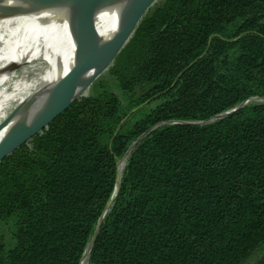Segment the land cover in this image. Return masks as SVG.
Listing matches in <instances>:
<instances>
[{
  "label": "trees",
  "instance_id": "16d2710c",
  "mask_svg": "<svg viewBox=\"0 0 264 264\" xmlns=\"http://www.w3.org/2000/svg\"><path fill=\"white\" fill-rule=\"evenodd\" d=\"M152 7L0 164V264H264V0Z\"/></svg>",
  "mask_w": 264,
  "mask_h": 264
},
{
  "label": "water",
  "instance_id": "95a60500",
  "mask_svg": "<svg viewBox=\"0 0 264 264\" xmlns=\"http://www.w3.org/2000/svg\"><path fill=\"white\" fill-rule=\"evenodd\" d=\"M5 1L8 0H0V14H11L18 9L17 6L29 4L37 6L41 11H39L34 22L40 21L45 15L47 16L48 12L55 9L56 5L66 4V8L71 11L72 15L71 28L75 48L73 66L70 71L53 86L36 94L30 101L15 110L0 126L1 132L11 123H14L7 136L0 143V164L15 150L47 128L80 97L85 96L92 85L113 65L156 0H19L16 7L3 6ZM107 7L116 9L121 15L119 30L110 39L100 36L97 25L99 11ZM37 26V23L33 24L35 32ZM34 38L31 45L28 43L30 38H27L23 45L6 53L4 60L10 61L14 66H21L25 62H31L38 58L43 52V46L37 35ZM54 55L51 58L54 68L52 77L58 76L69 62L66 49H58ZM57 55H59L58 58ZM15 71L14 68L7 71L2 69L0 80L6 79ZM42 96H46V99L44 104L40 105ZM254 100L256 98L250 99L237 109L217 116L211 121L225 118ZM32 112H34L33 116ZM142 139L143 137L134 144L129 154ZM118 185H120L119 175ZM112 203L113 200L109 202L107 209L111 207ZM99 232L100 226H98L88 247L89 252Z\"/></svg>",
  "mask_w": 264,
  "mask_h": 264
},
{
  "label": "bare ground",
  "instance_id": "6f19581e",
  "mask_svg": "<svg viewBox=\"0 0 264 264\" xmlns=\"http://www.w3.org/2000/svg\"><path fill=\"white\" fill-rule=\"evenodd\" d=\"M3 6L16 7L19 4V0H8L3 3ZM66 4L56 5L53 11L48 12V15L41 18L40 21H35L40 9L35 5H22L11 14H0V71L15 69L16 71L6 79L0 80V110L3 103V98L10 88L11 84L15 80L16 74L21 66H14L10 61L4 60V55L13 49H17L27 38L29 45L32 44V39L37 35L39 42L43 46V52L59 47L67 46L69 48V62L67 67L60 73L59 77L54 79L48 86L37 92H44L63 76H65L73 66V54H74V42L72 38V15L71 11L66 8ZM121 15L114 8H104L99 11L97 17L98 32L102 38L110 39L119 30ZM37 23V30H33V24ZM42 52V53H43ZM41 53V54H42ZM36 94L33 96L35 97ZM31 97L28 101H30ZM46 96L40 98V105L44 104ZM27 101V102H28ZM25 102L24 104H26ZM23 104V105H24ZM22 105V106H23ZM20 106V107H22ZM19 107V108H20ZM34 112H32L33 116ZM14 123H11L8 127L0 132V143L7 136ZM128 156L123 159L120 164V172L122 170L124 162ZM120 177V174H119ZM89 251L86 253L85 257Z\"/></svg>",
  "mask_w": 264,
  "mask_h": 264
},
{
  "label": "rangeland",
  "instance_id": "374dc122",
  "mask_svg": "<svg viewBox=\"0 0 264 264\" xmlns=\"http://www.w3.org/2000/svg\"><path fill=\"white\" fill-rule=\"evenodd\" d=\"M164 0H156L154 7L160 5ZM58 49H66L69 54V48L67 46H59L43 52L38 58L31 62H25L21 65L19 71L16 74L15 80L11 84L10 88L6 92L3 103L0 110V126L11 116L15 110L27 102L37 92L48 86L54 79L59 77L53 76L54 68L52 57L55 56V51ZM59 55H57L58 58ZM50 58V59H47ZM56 77V78H55ZM101 79L111 81V76L105 72ZM116 93L121 96V93L115 89ZM261 101L254 100L253 102ZM4 233L8 236V230H4ZM261 256L258 254L251 258L246 264H253L259 260Z\"/></svg>",
  "mask_w": 264,
  "mask_h": 264
}]
</instances>
